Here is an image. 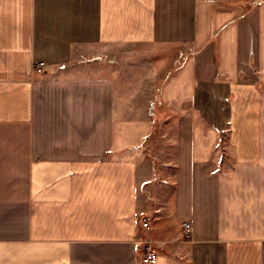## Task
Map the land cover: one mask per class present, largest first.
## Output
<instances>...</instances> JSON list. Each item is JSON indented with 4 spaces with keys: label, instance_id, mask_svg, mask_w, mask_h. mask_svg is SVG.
<instances>
[{
    "label": "crops",
    "instance_id": "obj_1",
    "mask_svg": "<svg viewBox=\"0 0 264 264\" xmlns=\"http://www.w3.org/2000/svg\"><path fill=\"white\" fill-rule=\"evenodd\" d=\"M257 4L0 0V130L13 135L0 139V179L22 180L0 183V264H144V237L164 244L151 264H264V0ZM151 42L192 48L160 88L170 108L160 116L184 117L171 204L158 207L148 188L153 124L121 122L111 140L114 82L60 76L87 46ZM59 97L68 113L84 108V138L57 137L61 110L46 99Z\"/></svg>",
    "mask_w": 264,
    "mask_h": 264
},
{
    "label": "rangeland",
    "instance_id": "obj_2",
    "mask_svg": "<svg viewBox=\"0 0 264 264\" xmlns=\"http://www.w3.org/2000/svg\"><path fill=\"white\" fill-rule=\"evenodd\" d=\"M260 1L262 0H217L221 7L229 8L233 5H242L250 7V9L256 7ZM90 48L87 46L85 50L78 52L79 60L77 63L79 62V64L66 71H61L60 76L104 77L114 82L115 88L111 99L114 106V118L109 131L111 140L120 134L117 126L120 125L122 128L121 122L141 120L153 124L151 134H148L146 150L147 154L153 155L155 173L152 174V184H148V188L157 195L155 206L158 207V205L165 203L171 204L175 173V165L172 161L175 154L179 153V142L175 141V128L177 125H181L180 122L184 114L181 113L179 116L167 117L166 119L160 116L165 111H170L169 101L163 97L160 88L172 71L187 60L188 55L192 52L191 46L188 44L177 46L151 42L119 44L107 49H102L101 46H95L94 49H92L93 47ZM67 102L62 97L53 99V101L51 98L46 99L48 108L59 106L58 109L61 110L60 114L57 115L55 112V116H52L62 123V128L57 133V137L69 139L72 135H76L78 138H84L88 132L81 129L82 125L79 118L85 116L78 113L84 108L77 107L73 109L72 113H68ZM184 107L183 111L185 112L189 106ZM48 108L46 109L49 110ZM190 111H193L192 117L201 122V114L192 108ZM30 134L32 137V131ZM123 134L126 135L125 131ZM11 136H13L11 131L0 130V139ZM148 171L147 169L146 172ZM12 181L0 179V183L3 185L16 184L22 180L13 179ZM112 181L115 183L116 178H112ZM168 228L171 230L169 233L174 236L176 228H171V226ZM185 237L186 241H191L192 234L190 237L187 235ZM159 242L154 243L155 247L161 245L163 248L164 244L160 240Z\"/></svg>",
    "mask_w": 264,
    "mask_h": 264
},
{
    "label": "built area",
    "instance_id": "obj_3",
    "mask_svg": "<svg viewBox=\"0 0 264 264\" xmlns=\"http://www.w3.org/2000/svg\"><path fill=\"white\" fill-rule=\"evenodd\" d=\"M45 65L44 61H39L37 62L36 66L37 67H43ZM150 221L148 218H144L142 221V227L143 228H149ZM185 228H186V235L188 237L191 236V222L186 221L184 223ZM154 240L150 237H144L142 240L143 244V256H142V263L144 264H151L153 263L157 257H158V250L154 245Z\"/></svg>",
    "mask_w": 264,
    "mask_h": 264
}]
</instances>
